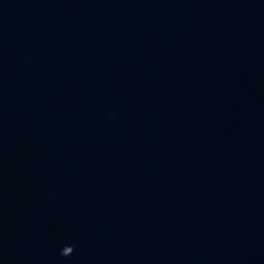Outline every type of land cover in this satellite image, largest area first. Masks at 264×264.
Segmentation results:
<instances>
[{
    "label": "water",
    "instance_id": "95a60500",
    "mask_svg": "<svg viewBox=\"0 0 264 264\" xmlns=\"http://www.w3.org/2000/svg\"><path fill=\"white\" fill-rule=\"evenodd\" d=\"M0 264H264V0H0Z\"/></svg>",
    "mask_w": 264,
    "mask_h": 264
}]
</instances>
